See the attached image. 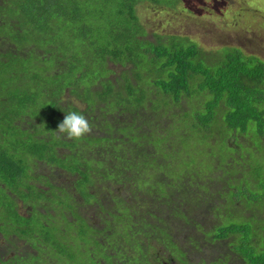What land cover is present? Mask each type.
I'll list each match as a JSON object with an SVG mask.
<instances>
[{
    "label": "trees",
    "instance_id": "16d2710c",
    "mask_svg": "<svg viewBox=\"0 0 264 264\" xmlns=\"http://www.w3.org/2000/svg\"><path fill=\"white\" fill-rule=\"evenodd\" d=\"M1 1L0 8L8 5L17 15L1 17L4 38L0 39V46L5 42L9 49L0 50V67L6 59H15L12 76L15 87H29L30 94H14L9 84H0V189L3 191L0 196L6 199L0 205V213L12 205L14 196L30 201L34 206L40 203L41 193H45L42 190H47L41 186L48 185L40 182L43 177L37 169L44 164L50 169L57 167L65 174L80 172L83 176L79 182L86 191L97 181H106L112 194L120 191L115 196L116 202L112 201V207L126 228L119 234L117 244L110 240L109 245L99 242L108 250L127 247L124 242L128 244V250L136 249L122 237L133 231V238L138 239L143 252L155 237L151 232L147 238L139 237L144 231L143 223L157 227V219H163L170 236L168 224L175 223L181 229L182 223L177 216L196 220L189 209L200 207L204 219L214 217L211 225L220 230L216 240L232 239L233 242L243 233L239 241L241 253L237 254L245 264H264V249L259 250L256 236L248 234L250 224L234 221L239 217L264 220L255 210L260 215H264V211L253 207L257 202H264V179L260 193L247 185L253 168V164L248 163L250 154L237 157L234 164L231 161L232 167L228 165L230 169H240L227 174L234 192L232 205L221 208L218 215L209 211L214 207L210 204L222 201L224 206L226 200L218 195L217 189L214 190L211 182L215 179L205 183L191 180L196 172L190 169L188 162L184 163L185 172L181 173L179 181L162 173L165 166L169 168L164 152L175 157L179 149H189L188 153L202 152L219 143L234 149V156L245 145H251V151L256 148L251 142L252 134L264 148V59L242 46L224 44L213 51L188 37L171 36L166 41L158 40L147 49L148 55L157 62L156 72L151 76L147 74L153 80L151 86L139 87L143 75L133 72L135 64L132 62L136 58L137 44L145 41L146 30L137 13V5L141 2L162 5L159 0ZM166 7L176 6L168 3ZM255 9L260 12L257 17L264 20V12ZM63 36L69 40L78 39L82 46L78 48L80 54L72 56L71 65L56 62L53 70L65 69L66 76L48 70L52 72L54 88L59 89L56 95L39 81L43 72L42 75L33 72L31 60L33 55H38L37 51L43 52L42 56L51 53ZM48 39H54L55 44H41ZM71 49L77 48L72 46ZM110 63L121 65L122 71H127L125 80L119 78L116 84L109 78L112 75ZM99 65L109 73L99 72ZM34 81H38L40 92H33ZM117 86L122 87L117 89ZM71 111L83 114L92 127L90 135L81 140L68 139L56 130ZM179 117L186 125L178 127L175 121ZM33 119L36 122L33 123ZM7 126L11 128L10 133ZM231 136L234 141H229ZM241 137L245 141H240ZM185 138L190 141L184 143ZM231 144L237 146L234 148ZM62 148L68 152L61 151ZM65 155L69 158L64 161ZM254 167L258 176H264V166ZM241 168L243 172H240ZM245 174L247 180L240 188L236 183ZM46 180L52 184L50 179ZM218 182L221 188L223 182ZM240 193L245 194L243 199L250 201L251 206L243 205ZM98 198L104 205H111L110 195L104 194L101 187ZM143 207L147 208V211L143 210L145 214L140 210ZM167 216H170L169 222ZM7 220L15 222L18 233L30 235L21 216L16 214L13 218L9 214ZM87 226L92 227L88 219ZM111 229L114 232V226ZM263 231L261 228V234ZM143 239L148 243L145 244ZM130 256L128 252L126 257ZM186 262L191 264L190 258L187 257ZM109 264L123 263L113 259Z\"/></svg>",
    "mask_w": 264,
    "mask_h": 264
},
{
    "label": "rangeland",
    "instance_id": "374dc122",
    "mask_svg": "<svg viewBox=\"0 0 264 264\" xmlns=\"http://www.w3.org/2000/svg\"><path fill=\"white\" fill-rule=\"evenodd\" d=\"M159 1L163 4L157 5L141 2L137 5V13L146 30V35L143 37L146 42L141 41L137 44V49L135 50L136 58L132 62L135 64L133 72L136 73L137 71L141 76L143 75V80L139 87L151 86L153 80L148 78L147 74L150 75L156 72L155 67L157 62L148 55L147 49L149 47L152 48V45L156 44L158 40L166 41V37H188L189 40L198 42L205 49L213 51L219 49L224 44L242 46L247 52L257 53L264 59V20L260 16L257 17L260 12L255 9L257 7L264 12V0ZM168 3H174L176 7L168 8L166 7ZM15 14L17 15L8 5L0 8V19L1 17H14ZM2 38H4L3 28L0 24V39ZM53 41L54 39H48L47 41H41V44L46 46L47 43ZM133 42L135 43V40ZM1 44L0 50L7 51L9 49V44L5 42H1ZM72 46L77 49H71ZM80 46H82V43L78 39L69 40L63 36V38H60L59 43L50 50L51 53L42 56L43 52L37 51L38 55H33L31 60L32 70L37 75H42L43 72L44 76L39 81L49 87L50 93L58 95L59 91L56 87L54 88V82L50 74L54 72L56 75L58 73L66 76L65 69L53 70L56 62L64 61L67 63V66L71 65L73 63L72 56L80 54L78 50ZM153 53L156 54L155 51ZM125 68L128 70V66ZM49 69L53 71H48ZM110 69L112 70V75L109 78L116 84L117 80L119 78L123 79L124 73L127 72L122 71L124 68L121 65L116 66L112 63H110ZM99 72L109 73L107 69L100 67V65ZM13 74H15V59H6L4 65L0 67V84L3 83V86L9 84L14 94H30L29 87H15V77H12ZM120 87L122 86H117V89ZM32 90L33 92L36 91V93L40 92L38 81L32 83ZM158 91L161 90L158 89ZM67 96L68 93L63 97L66 98ZM182 102L185 104V100H182ZM75 104L82 108L84 107L81 102L75 101ZM27 118L29 119L28 116ZM32 122H36V119H33ZM175 122L178 127L186 125V122L182 121L180 117ZM7 129L10 133L11 128L7 126ZM34 130L36 129L34 128ZM228 134L226 133L225 135L228 136ZM251 137L252 145L260 152H257L256 148L251 151L249 148L252 146L244 144L245 147L240 148L242 152L237 150L239 154L233 156L234 149L219 143L215 146L211 145V147L206 148L202 152L191 151L188 153L189 149L186 151L179 149L175 157L164 152L163 156L169 168L165 166L162 173L179 181L181 173L185 172L186 165L184 163L188 162L190 169L196 172L195 176H191V180L205 183L211 178L215 179L216 181L211 182L212 185L214 183V190L217 189L218 195L226 200V204L223 207L215 205L209 209L213 214L218 215L221 208H229L232 205L231 197L234 192L231 187L232 181L228 179L227 174L228 172L233 173V170L240 169L229 168L232 167L231 161L233 164L236 163L237 157L250 154L248 163L253 164V168L248 177L247 185L252 187L256 193L261 192L260 184L264 176H258L254 166H264V148L261 147L259 139H256L257 137L254 134ZM12 138L14 139V136ZM189 141V139L186 140L185 138L183 142L188 143ZM229 141H234L233 136L229 138ZM240 141L243 142L245 139L241 137ZM231 146L235 148L237 145L231 144ZM62 149L61 151L68 152L65 148ZM92 150L93 152L96 151L93 147ZM187 153V158L183 159ZM246 157L248 158V156ZM63 158L65 161L69 157L65 155ZM27 162H30V160ZM229 164L230 166L228 167ZM41 165L37 169V172H40L43 177L40 182L48 185V187L45 193H41L40 203L43 204L46 201V206L54 210V214H48L46 216L48 217L47 219L46 217L38 219L39 215L34 214L29 220L30 235L27 237L30 238L19 239L15 237V242H17L15 244V254L9 258H6L7 256L4 254V244L14 230L11 225H7L4 222V224L0 223V235L3 238L0 241V264H98L96 260L100 264H109L113 262V259L115 261L120 260L123 264H163L162 260L171 258V255L174 257L176 264H187V257L190 258L191 264H245L241 255H238L241 253L239 241L244 234L238 235L233 242L232 239L215 241L216 237H219L216 235L220 233V230L213 229L211 225L213 224L214 217L210 218L209 216L204 219L203 209L200 207H196V210L189 209L190 215L197 221L193 219L189 221L179 215L177 217L182 223L181 229H178L175 223L174 225L168 224V228L171 227V229H168L171 237L167 234L166 223L163 219H157L159 224L157 227L143 223L141 228H144V231L139 237L142 235L147 238L151 233L155 235L154 240L151 241L153 245L148 244L143 252L139 247L138 239L133 238V231L122 237L129 240V245L133 243L136 249L130 248L128 250L129 246L124 242L128 248L122 247L120 249L108 250L101 246L99 238L107 244H109L107 240L116 242L117 244L119 242V234L126 228V224L123 225L124 222L118 220L114 210L115 207H112V201L116 202L115 196L119 195L120 191L116 190L113 194L109 192L108 187L105 185L106 181L104 183L97 181L91 186L90 190L86 191V188L79 182L80 176H83L80 172L65 174V172L57 169V167L50 169L44 164ZM243 171L244 169L241 168L240 172ZM248 172L249 170H247L246 174ZM246 174L236 183L240 188L247 180ZM45 177H48L52 181V184H49ZM237 177H240V175H237ZM251 178L252 181L250 180ZM219 180L223 182L221 188H219ZM205 186L207 191V185ZM100 187L104 194L110 195L111 205H104L98 198ZM0 191L2 190L0 189ZM33 191L38 195L35 187H33ZM0 193H3V191ZM244 196V193H240L243 205L245 207L251 206L252 203L243 199ZM3 200L6 199L0 196V205ZM76 203L83 207L84 216L78 213L79 209ZM216 203L222 204L224 202L220 201ZM253 207L264 211V202H257ZM140 210L142 214H145L146 212L144 211H147V208L143 207ZM255 212L257 216L264 218V215H260L258 210H255ZM247 214H250V212H247ZM69 217L72 220H68ZM45 219L48 223L47 227L43 226ZM87 219L91 222L92 227L87 226ZM222 220L228 221L227 219ZM6 221L9 222L7 219ZM234 221L249 223L250 232L248 231V234L256 236L259 241L257 245L259 250L264 249V231L262 232L263 235L260 232L261 228L264 229V220H260L257 217H239L234 218ZM112 226H114V232L111 229ZM107 229L110 230L106 231ZM19 235L22 236L20 233ZM202 235L205 238L201 239ZM143 240L145 244L148 243L147 239ZM214 241L215 243L211 245ZM109 252L115 256L113 257L108 254ZM128 252L131 253V256L127 258ZM124 259H126L125 262Z\"/></svg>",
    "mask_w": 264,
    "mask_h": 264
},
{
    "label": "flooded vegetation",
    "instance_id": "af4514ba",
    "mask_svg": "<svg viewBox=\"0 0 264 264\" xmlns=\"http://www.w3.org/2000/svg\"><path fill=\"white\" fill-rule=\"evenodd\" d=\"M1 22H2V20L0 19V23ZM51 183H52V181H51ZM39 186H41V185H39ZM41 187H43V188L46 189L48 186H45L44 187L42 185ZM45 191L46 190H44V189L42 190V192H45ZM12 199L14 201V202H11L12 205L9 206V207H5L6 212L3 213V211H2L0 213V223H2V224L7 223V225H11L12 229L14 230L13 233L8 237V240L5 243L6 245L4 244V254L7 256L6 258H9L13 254H15V244L17 243V242H15V237H17L19 239H22V238H30V237H27L28 235L27 236H25V235L20 236L19 235V233L15 229V222H12L11 223V222H7L6 221V219L9 218V214H11L13 218H15V215L16 214H17V216H21L22 219L27 222V227H30L29 220H30V218L34 214L35 215H39L38 216V219H42V218L46 217L48 214H50V215L54 214V210H52L51 208H49V207L46 206V201L43 204H40L39 203L40 205L38 204V205L34 206V205L30 204V201H26L24 199L22 200V199H19L18 197L15 198V196ZM210 205L211 206H213V205L214 206L215 205L223 206V204H215V203H212ZM77 207L79 209L78 213H80L81 215L84 216V214H83V207L81 205H78V204H77ZM184 211H185L186 214H188V212L186 211V209H184ZM212 216H214V215L212 214ZM167 217L169 218V220H168V222H169L171 220L170 219V216H167ZM47 218L48 217H46V219ZM46 219H45L44 224H43L44 227H47L48 226V223H47ZM68 220H71L70 217H69ZM108 230H110V229H108ZM64 231H65V229H64ZM1 239L3 240L2 236L0 235V241H1ZM26 240H28V239H26ZM99 240H100L99 241L100 243L107 245V243L104 242V241H102L101 238H99ZM216 241H218V240H216ZM107 242H108V240H107ZM214 243H215V241L213 243H211V245L214 244ZM102 244H101V246H103ZM200 245H202V244H200ZM108 254L112 255L110 252ZM16 256H18V255H16ZM170 257L171 258H169V259L162 260L163 264H176V262L174 261L175 260L174 257L172 255ZM15 263H16V259H15ZM96 263L100 264V262L97 261V260H96Z\"/></svg>",
    "mask_w": 264,
    "mask_h": 264
},
{
    "label": "clouds",
    "instance_id": "9594fccd",
    "mask_svg": "<svg viewBox=\"0 0 264 264\" xmlns=\"http://www.w3.org/2000/svg\"><path fill=\"white\" fill-rule=\"evenodd\" d=\"M168 37H166L167 39ZM57 132L68 139L81 140L91 133L92 127L88 119L76 111L68 112L64 119L58 124Z\"/></svg>",
    "mask_w": 264,
    "mask_h": 264
}]
</instances>
